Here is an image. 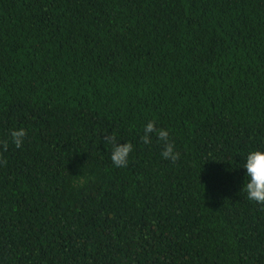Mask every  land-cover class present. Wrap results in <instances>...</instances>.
Returning <instances> with one entry per match:
<instances>
[{
    "label": "trees",
    "instance_id": "16d2710c",
    "mask_svg": "<svg viewBox=\"0 0 264 264\" xmlns=\"http://www.w3.org/2000/svg\"><path fill=\"white\" fill-rule=\"evenodd\" d=\"M4 140L0 264H264V0H0Z\"/></svg>",
    "mask_w": 264,
    "mask_h": 264
},
{
    "label": "clouds",
    "instance_id": "9594fccd",
    "mask_svg": "<svg viewBox=\"0 0 264 264\" xmlns=\"http://www.w3.org/2000/svg\"><path fill=\"white\" fill-rule=\"evenodd\" d=\"M155 134L157 139L162 142L163 150L161 155L164 159L170 160L172 163L180 159V153L175 150V143L170 139V133L167 129H157L155 121H150L144 128V135L141 140L145 144H151L150 134ZM27 136L25 129H14L11 132V142L17 148H21L24 139ZM106 145L111 146V160L117 167L128 166V156L133 151L131 142L120 144L116 135H106L104 137ZM8 141H0V158L2 152L7 151ZM6 163V161H5ZM243 168L246 169V182L242 191L247 193V199L253 201L261 206H264V151L256 150L247 155L246 162Z\"/></svg>",
    "mask_w": 264,
    "mask_h": 264
}]
</instances>
